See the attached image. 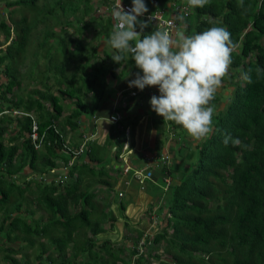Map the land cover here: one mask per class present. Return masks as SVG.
<instances>
[{"label":"trees","instance_id":"trees-1","mask_svg":"<svg viewBox=\"0 0 264 264\" xmlns=\"http://www.w3.org/2000/svg\"><path fill=\"white\" fill-rule=\"evenodd\" d=\"M39 1L0 0L5 10L1 12H5V18L0 16V32L5 42L11 38L14 28L20 32L19 40H10L0 51V64H5L8 77V85L0 95V112L6 103L7 110L22 108L30 114L27 117L6 114L0 118V235L7 243H0L2 259L7 264H76L77 261L80 264H126L119 257L123 250L111 249L108 239L99 241L98 238L106 231L103 226H110L111 219L115 218L98 211L107 208L110 200L104 205L94 201L100 191L82 187L84 170H79L78 163L69 172L73 177L76 171V178L62 184L57 183L50 172L65 142V131L59 129L58 123L63 112L61 98L76 103L64 121L66 126L76 130L78 117L89 110L80 96H91L95 110L100 98L106 94V78H119L125 68L136 67L135 61L129 58L122 66L112 60L117 50L108 42L114 29L110 18L97 25V34L104 36L113 53L103 52L106 66L89 64V59L83 56L78 63L74 62V56L84 49L79 37L80 30L87 29L88 21L76 29L78 40L74 35L61 38L56 47L50 45L55 38L54 32L49 33L50 29L44 31V39L36 49L48 46L46 60L55 53L64 58V63L54 68L63 75L58 83L55 82V87L57 84L61 87L66 80L67 66H72L78 74L81 71L80 79L74 74L68 89H60L57 94H52L50 89L31 88L25 98L8 100L6 95L12 88L21 87L16 65L27 50L26 40L33 25L41 22L39 16L43 15L44 24L54 20L60 25L70 17L78 18V13L81 14L77 19L80 22L91 12L92 0H42L38 6ZM21 6L38 9L32 25H26L27 16L19 8ZM194 14L208 15L196 25V32L210 27H226L230 32L237 45L230 67L238 70V74L235 73L243 81H237L233 86L228 104L213 120L210 138L200 141L196 151L185 148L176 151L181 155L177 169L179 165L182 167L181 160L186 168L177 172L173 169L176 163L171 165L172 175H179L168 189L170 200L163 218L158 217L162 207L151 210L158 225L166 224L150 238V245L146 240L143 253L138 250L142 235L137 230L135 238H129L132 248L137 251L133 250L129 257L132 255L130 260L134 264H151V261L156 264H264V0H208V4L196 8ZM66 24L70 25L69 22ZM149 29L150 25L144 29V34L151 33ZM22 61L28 63L29 57L24 55ZM235 73L230 79H234ZM71 93L78 94V99ZM45 104L51 107V112L45 109ZM31 114L37 119L40 137L44 134L39 150L34 148L30 138ZM225 133L239 138L241 145L234 147L229 143L225 146ZM66 161L61 160L62 163ZM161 168L163 173L167 172V168ZM26 169L33 175L39 174L41 179L22 183ZM101 169L90 170L98 174L94 177L98 182L105 176L101 175ZM32 207L42 212L37 219L33 217ZM119 208L123 210L124 206L121 204ZM16 243L19 248L12 245ZM30 252L33 262L29 258ZM164 256H169V261L166 262Z\"/></svg>","mask_w":264,"mask_h":264},{"label":"crops","instance_id":"crops-1","mask_svg":"<svg viewBox=\"0 0 264 264\" xmlns=\"http://www.w3.org/2000/svg\"><path fill=\"white\" fill-rule=\"evenodd\" d=\"M152 1L153 0H145L148 12H153L157 9H164V15L166 17L172 15L174 12L172 9L174 5L188 4V0H165L163 3L156 1L157 5ZM94 9L98 12L96 6H94ZM91 10H93V6H91ZM195 11L196 8L191 7L190 18L182 21L178 30L186 25V34L190 35L196 33V25L198 26L200 21L206 20L208 15L195 16L194 23L192 27H190L186 21L191 19L192 13H195ZM102 14H104L103 18L106 20L110 12L102 11ZM82 31L86 30H80V34ZM93 35L94 34H91L90 36ZM101 37L104 36L101 35ZM138 39H140V37H138ZM89 40L92 41L91 37ZM104 51L105 49L102 51V60L98 58V60L100 59L101 61L98 62L97 65L106 66L105 61H103L105 58ZM105 52L108 53V51ZM109 53L113 54L111 52ZM89 64L95 63L89 62ZM118 70L117 72H119ZM138 72L141 71H137L134 67H129L127 71L123 70L121 76L117 79L110 76L107 77L106 94L103 98H100L97 108L93 110L92 106L94 100L91 96H89L90 98L85 96V103L89 106L88 112L82 113L78 117V129L72 130L71 128H68V130H65V135L73 146L82 143L83 135L89 138L86 143V150L78 160V168L79 170H84L83 180L81 181L82 187L86 188L88 186L91 189H95L96 192L100 191L104 195H108L106 198L110 200L109 207L112 206L115 209L113 212L115 218L110 221L112 226L111 224L110 226L108 224L107 228L104 225L103 227L106 231L98 235V237L104 236L102 240L108 239L110 242L115 241L118 237L128 240L127 236L131 231V229H128V224H134L136 221L139 222L140 220L144 221L140 222V225H142L139 229L140 234L142 236L146 234L150 227L154 225L153 221L155 216L151 214V210L156 211L158 208V210H160L162 207L163 211L158 213V217L159 219L163 218V215L167 210V203H165L167 201L166 197L169 196V190L165 191V186L167 185L166 181L168 180L170 182L171 188V186L177 181L178 174L176 173L175 176L172 175V172L170 171L172 169L163 173L160 159L164 156H168L171 165L172 163H176V165L173 166V169L175 170L180 162L178 156H181L177 155L176 151H181L184 148L185 150L188 149V151H196V147L200 141H202L193 139L184 128L176 127L174 122L164 121L162 117L152 111L149 105L150 100L147 98L146 93H148V90L153 87H147L142 92L138 89V95L136 97L129 96L128 92H125L122 97L119 96L121 90L127 91L130 89L129 82L136 78ZM232 75V68L229 67V74L224 79L226 82L224 86L226 84L230 86L228 81ZM221 86H223V83ZM220 88L217 90L215 99L211 104L218 101L220 97ZM131 89L135 88L133 87ZM154 93L159 96L160 93L158 88H156V92L154 91ZM116 102L117 108L115 107ZM223 108V104L218 102L217 107L214 108L213 117L218 115L219 111H222ZM117 111L124 114V121L122 123L124 125L113 123L114 113ZM126 127L129 128L128 134L124 131ZM121 155L129 156L131 167L152 172V181H147L143 190L140 189L139 184L135 181L133 176L123 175L120 171ZM59 159L66 160L67 157L62 155ZM181 162L182 167L179 165L177 172L186 168V164H184L182 160ZM99 167L103 169V171L101 169V175L106 176L99 180L100 182H98V179L94 178L98 174H94L90 171H98ZM145 190L150 191L146 192L147 194L142 195L141 191ZM98 193L95 197V202L101 198ZM115 193H117V197ZM119 193H121L122 196H119ZM121 204L124 206L123 210H119ZM105 210L106 209L102 210V212L106 213L107 211ZM149 213L152 217H150ZM130 218H132L133 221H130ZM121 221L123 223L120 225ZM165 224L166 223L163 222L162 225L161 222L162 226ZM160 227H157L158 232L159 230H162ZM142 231L144 233H142ZM110 245L112 247L114 246L112 243H110ZM132 247L133 246L129 247L128 254L131 252L133 253V250L136 251V248ZM123 249L124 248H120V250ZM131 256H126L125 253V256L121 255L119 257L122 258L126 264H134V261L130 260ZM103 257L108 260L107 255H104ZM131 259H133V257ZM150 263H152V261ZM118 264H121V262Z\"/></svg>","mask_w":264,"mask_h":264},{"label":"clouds","instance_id":"clouds-1","mask_svg":"<svg viewBox=\"0 0 264 264\" xmlns=\"http://www.w3.org/2000/svg\"><path fill=\"white\" fill-rule=\"evenodd\" d=\"M108 1L109 0L106 1V7L108 6ZM129 4L132 6L127 10L123 7L122 0L112 7L111 15L115 21V25L108 40L112 48L117 50L116 54L112 56V60L115 63L123 66L128 63L130 58L135 61L136 67L142 72V75L141 72H138L136 78L129 82L130 89L128 90L130 91L131 88L134 87L142 92L147 87L158 88L160 93L159 96L153 95L150 98L152 111L162 117L164 121H171L176 125L182 126L188 134L197 141L210 138V134L213 132L214 114V107L211 102L215 99L217 90L221 87L222 82L229 74V67L233 63L232 53L235 52L237 48V45L231 39L230 32L226 27H210L203 32H196L189 35L186 34L185 25L182 29L178 30L177 28L174 38L169 31L160 30L158 28L154 29L149 34H144V29L149 27L151 21L154 19V14L149 16L147 21H145L144 17L148 13L145 0H132V3ZM188 4H177L175 6L187 7L189 9L188 18H190L191 7L203 8L208 4V0H188ZM106 7L105 12H108L106 11ZM19 8L23 10V14L31 10L23 6ZM34 10L37 12L38 9L35 8ZM39 18L41 22L37 25H33V29L27 36V39L33 40L35 47L44 39V33L40 41H37L35 36L31 38L32 34L40 31L39 24L43 23L44 26L45 20H43V15H40ZM108 18L111 19L109 15ZM188 18L181 19L178 17L177 19L180 20L178 22V27L182 21ZM33 21H35V15H33L31 19H27L26 25H32ZM137 28L140 29L139 32ZM14 30L16 31V28H14ZM14 30H12L11 38L7 42L4 40L2 46L5 47V45L10 43V40H19L20 32L16 31L14 35L15 38L12 37ZM138 37L141 38L138 39ZM2 46L0 47V51L3 49ZM4 71L5 78L2 79L4 87L1 93L5 86L8 85L6 68ZM245 79H248V77L245 76ZM14 88L20 89L16 86ZM14 88H12L11 93L7 94L11 96L10 98L6 95L8 100H11V98H25L15 94L18 92H13ZM128 90H121L120 96H124L125 92L129 94ZM6 105L5 103L2 108L3 111L0 112V118L2 115L6 114L12 117H27L30 115L22 108L7 110L5 108ZM115 107L117 108V102ZM32 117L35 119L33 115ZM35 120L37 121V119ZM123 121L120 123L121 125H124L122 124ZM64 137L65 141L74 148H78L81 144L73 146L66 135H64ZM223 142L225 146H228L229 143L234 147L241 145L239 138H233L229 133H225ZM84 152L78 159H80ZM58 155L59 157L62 156L60 150L58 151ZM124 156H127L129 159L128 155ZM56 159L59 158H55L54 161ZM161 159V166L170 170L171 163L169 157L167 163H164ZM66 160H68V157ZM76 163H78V160H76ZM2 169H4V167H2ZM72 169H70L69 172ZM119 169L123 174L122 162ZM69 172L68 176L70 178H68V180L76 178V175L74 177V174L77 173L76 171L73 172V177L69 175ZM23 175H25L24 172ZM29 175L31 176L33 174L30 173ZM123 175L132 176L131 174ZM40 179L41 177L39 174H34L33 179L23 181L21 179V181L23 183ZM150 181H152V176ZM16 182H18V180ZM166 184L165 191L170 188V182L168 180ZM153 222L154 225L144 234L146 235V240L149 241V245L150 238L154 236L155 232L158 233L157 227H163L161 224L158 225L156 221ZM152 263L156 264L155 261H152Z\"/></svg>","mask_w":264,"mask_h":264},{"label":"rangeland","instance_id":"rangeland-1","mask_svg":"<svg viewBox=\"0 0 264 264\" xmlns=\"http://www.w3.org/2000/svg\"><path fill=\"white\" fill-rule=\"evenodd\" d=\"M106 1L107 0H92V2L90 3L91 6H93V10H91L90 13H88V15L84 18L82 17V21H78L77 19H79L81 17V14L78 13V18L75 17H70L68 18L66 21L70 23V25L64 23V21L58 25L56 24V22L54 20H50V22H46L43 26V23L39 24V29L40 31H37L36 33L31 35V38H33L34 36L37 38V41H40L42 39L43 33L44 31H48L50 29H52L51 31H49V33H53V40L51 41L50 45H52V47H56L58 46V39L61 38H70L74 35L75 40H78V33L76 34V29L78 27H80L82 25L83 22L88 21V27L86 29V31H82L80 34V38L84 39V49H82V51H78V55L74 56V62L78 63L80 56L85 57V59L87 60V58L89 59L90 63H98L100 62L102 59V51L103 49H105V51L108 52H112L111 48L109 47V43L106 41V39L104 37H101V35L97 34V25L99 24L100 21H102L104 23V14H102V11H105V7H106ZM125 4H129L132 3V0H122ZM42 0H40L39 2H37V5L40 6L41 5ZM94 6L97 7L98 12L94 9ZM84 5L82 6L81 9H83ZM4 10V3L0 2V16H3V18H5L4 14L5 12L1 13ZM35 10H29L28 12L24 13L27 16V19H31L33 17V15L35 14ZM82 13V12H81ZM19 14L16 15V17H18ZM195 14L192 13L191 19L187 20L186 23L188 24V26L192 27L193 23H194V18H195ZM112 21V20H111ZM19 29V27H17ZM44 30H43V29ZM55 30V31H53ZM20 31V29H19ZM78 32V31H77ZM16 31L14 30L12 37H14ZM48 33V34H49ZM76 34V35H75ZM91 34H94L93 36H90ZM56 35V36H55ZM92 39V41H90L89 39ZM15 38V37H14ZM83 42V41H82ZM4 43V36L1 34L0 32V47L3 45ZM26 45H27V50L26 52L22 55V57L19 58L16 67L18 68L19 71V78L21 81V87L20 89L14 88L13 92H18L15 94H18L19 96H23L25 97L26 94L28 93L27 91L31 88H36L39 90H49L52 92V94H57L58 91L61 90H65L68 89V85H69V81L70 78L75 74V76L80 79V75H81V71L79 72H75V70L72 68V66H67L66 67V80L62 83V86L59 87L58 84L55 87V82H59V80L62 78L63 75H61L58 70H54L55 65L58 64V67H60V65H62L64 63V58L60 57V55L58 53H55L53 55H51V57L49 56L48 60H46L47 58V47L38 50L35 47V43L33 42L32 39H27L26 40ZM92 46V47H91ZM4 47V46H2ZM94 47V48H93ZM26 55L27 58L29 57V62H23L22 58L23 56ZM45 57V58H44ZM98 58H100L98 60ZM31 62V65H30ZM49 63V64H47ZM89 65V64H86ZM14 66V65H13ZM129 68L124 69V71H127ZM135 69H137V71H139L140 69H138L137 67H135ZM5 64H0V93L2 88L4 87V84L2 83V79L5 78ZM141 71V70H140ZM233 73L237 72L238 74V70L236 69H232ZM30 72V75L27 74ZM27 74V76H26ZM126 74V73H125ZM236 73L234 74V79L231 78L228 81V84H230V86H235V84L237 83V81H243V78L239 77ZM27 77V79H26ZM31 80V83L28 84V81ZM223 86H221V90L219 93V99L217 102H213L212 106L214 108L217 107L218 102L223 104V107L226 106V104H228L229 102V98H231L232 96V90L233 87L228 86L227 84L224 86V84L226 83L225 80L222 82ZM71 95L74 96V99H78V94L75 93H71ZM8 98H10V95H7ZM82 101H86V98L84 96H80ZM60 104H62V108H63V112L62 115L59 119V129H61L62 131L64 130H68V126L65 125L64 121L65 118L69 116V113L72 112L73 107L76 106V103H74V100L72 99H62L60 100ZM0 105H1V101H0ZM45 109L49 112H51V107L48 106V104L44 105ZM217 119L216 116L213 117V120ZM9 134V133H8ZM7 134V135H8ZM41 149V148H39ZM38 149V150H39ZM42 152V150H40ZM193 152V151H192ZM31 172L30 170L26 169L23 175V180H30L33 179V175H29ZM179 175V173H177ZM95 188V187H94ZM145 188V185H144ZM150 191V190H148ZM147 190L145 191H141V194H147L146 192H148ZM117 193H115L116 195ZM163 194V192H162ZM99 197H101L97 202H99L101 205L105 204V201L108 200V198H106V196L108 195H104L103 193L99 192L98 193ZM164 199V197H163ZM166 202L168 203V197H166ZM110 204H108L107 208H103V209H98V211H102L104 209H106L105 211H107L106 213L108 214H113L115 215L113 212L115 211V209L111 206L109 207ZM35 211L34 213V219H37L40 215H42V212L37 210L36 208L32 207ZM0 218H1V213H0ZM130 221H133L132 218H130ZM143 220H140L139 222H135L134 224H128V229L131 231L129 232L128 240L127 239H122V238H116L115 241H111V243L114 245L111 249H118L119 248H124L123 249V253H121L120 255L126 256L129 255V247L133 246L132 242L129 240V238H135L136 236V231L139 230L142 225H140V222ZM144 222V221H143ZM123 223L122 221L120 222ZM163 225V223H162ZM108 228V225H105ZM116 229V227H115ZM125 229V227H124ZM161 231V230H160ZM99 241L101 239L104 238V236L98 237ZM127 240V241H126ZM38 241V240H37ZM5 243L6 241L3 239L2 235H0V243ZM40 243V242H38ZM7 243H5L6 245ZM15 248H19V243L16 244H12ZM6 247V246H4ZM35 248H38V245H36ZM161 252L163 251V249L160 250ZM116 252H120L117 251ZM3 256V252H0V264H7V262H5L2 259ZM104 256V254H103ZM17 258L19 256H16ZM29 258L30 260L33 262V253H29ZM163 259L167 262L169 261V256H164ZM36 262H33V264H35ZM76 264H80L78 261L76 262Z\"/></svg>","mask_w":264,"mask_h":264},{"label":"built area","instance_id":"built-area-1","mask_svg":"<svg viewBox=\"0 0 264 264\" xmlns=\"http://www.w3.org/2000/svg\"><path fill=\"white\" fill-rule=\"evenodd\" d=\"M108 6L106 7V11L110 12L109 16L111 17L112 23L113 25H115V21L111 15V10L112 7L114 5H116L117 3L121 2V0H109L108 1ZM155 5H157L156 0L152 1ZM123 7L127 10L128 8H130L132 5L130 4H125L122 1ZM173 13L170 17H166L165 14V10L164 9H157L153 12H148L145 17L144 20L147 21L149 16H152L154 14V19L151 21L150 23V29L149 32H152L154 29L158 28L160 30H167L170 32V34H172L173 38L175 36V33L177 31L178 28V22L180 21L179 19H177L178 17H180L181 19L183 18H188L189 17V9L187 7H179V6H173ZM151 88V87H149ZM152 89V90H151ZM148 90V93H146L147 98H150L153 95H156L154 93V91L156 92V88H151ZM138 89H131L129 91V96L131 97H136L138 95ZM121 93H119L120 96ZM150 107L151 104L149 103ZM124 120V114L122 112H115L114 113V119H113V123L114 124H120L122 121ZM125 133L128 134L129 133V128L127 127L125 129ZM44 134L40 137V134L38 133V124L36 122V120L34 118H32V123H31V130H30V138L31 141L34 145L35 149H39L40 146L42 145V140H43ZM83 141L82 143L79 145L78 148H74L72 147L67 141H65L64 143H62L61 148H60V153L62 155H65L68 157V160L66 161V163H62L61 159H56L54 161L55 163V167L54 169L51 170V174L54 175L55 177V181L59 184L64 183L65 181L68 180V178H70L68 176V172L69 170L75 165L76 160H78L79 156L84 152V150L86 149V143L89 140L88 137H86L85 135L82 136ZM120 160L122 162V171L123 174H131L133 176V178L135 179V181L139 184L140 189H144V185L146 184V181H150L152 173L150 171H145V170H141V169H137L136 167H131L130 163H129V159L127 156L121 155L120 156ZM164 163L168 162V156H164L161 159ZM76 174H74L75 177ZM119 196H121V193H119ZM139 253H143L144 249H145V245H146V235H144L140 240H139ZM153 264V263H152Z\"/></svg>","mask_w":264,"mask_h":264},{"label":"bare ground","instance_id":"bare-ground-1","mask_svg":"<svg viewBox=\"0 0 264 264\" xmlns=\"http://www.w3.org/2000/svg\"><path fill=\"white\" fill-rule=\"evenodd\" d=\"M166 7V6H165Z\"/></svg>","mask_w":264,"mask_h":264}]
</instances>
